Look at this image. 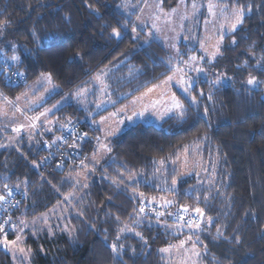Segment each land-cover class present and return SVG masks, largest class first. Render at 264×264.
<instances>
[{"label":"trees","instance_id":"16d2710c","mask_svg":"<svg viewBox=\"0 0 264 264\" xmlns=\"http://www.w3.org/2000/svg\"><path fill=\"white\" fill-rule=\"evenodd\" d=\"M127 1L132 7H140L145 0H0V20L8 21L0 31L2 91L16 97L42 74H50L59 86L46 102L53 104L84 86L93 73L113 66L108 83L113 94L121 97L119 105L163 80L172 73L167 63L169 52L158 41H146L144 31L132 33L137 13L122 9ZM177 2L161 0L165 8ZM221 3L229 9L243 5L246 10L243 24L226 35L221 54L209 62L213 70L224 72L231 80L215 87L201 80L193 89L197 103L186 102L183 117L172 115L159 126L138 122L112 137L109 156L96 165L88 189L78 200L83 215L71 216L74 232L50 234L37 228L24 232L34 264H168L160 249L189 235L203 249L204 264H264V68L257 66L259 54L264 55V0ZM249 5L251 12H247ZM124 24L127 28L122 27ZM113 28L120 30L119 38L112 35ZM4 53H15L20 60H5ZM15 73H22L23 81L13 80ZM250 76L262 83L247 85ZM200 89L205 95L199 94ZM209 92L211 100L207 98ZM89 109L67 103L55 115L68 127L55 124L50 131L37 132L33 140L25 137L20 146L0 150V195L6 194L7 184L20 201L10 213L13 221L33 220L57 205L76 187L69 174L82 168L81 161L92 169L90 157L101 135L93 121L111 107L92 117ZM78 123L86 129L87 137L68 150L62 166L45 171L37 167L46 153L45 139L55 140ZM196 142H202L207 153L219 158L218 177L214 176L212 183L177 178L174 168L161 181L156 162L163 159L166 164ZM130 174L136 175L138 182L128 184L125 179L127 188L112 182ZM173 178L178 186L176 191H169ZM193 186H197L200 201L186 194ZM133 188L144 194L143 199L133 197ZM153 197L156 202H151ZM161 197L174 203L165 207ZM142 204L147 205L149 217L137 224L134 210L138 212ZM154 205L165 212L160 221L151 212ZM181 205L189 206V214L196 207L202 208L206 217H212V224L205 222L201 230L178 229L175 213ZM125 227L133 231L121 233ZM218 228L222 235H217ZM114 242L118 247L123 245L119 254L111 249ZM0 264H15L2 247Z\"/></svg>","mask_w":264,"mask_h":264},{"label":"rangeland","instance_id":"374dc122","mask_svg":"<svg viewBox=\"0 0 264 264\" xmlns=\"http://www.w3.org/2000/svg\"><path fill=\"white\" fill-rule=\"evenodd\" d=\"M193 4L196 5L195 9H193ZM209 4L220 7L224 6L221 3V0H178L175 6L171 8H165L162 5L161 0H145L144 4L141 5L140 8L132 7L130 1H127L123 4L122 9L126 12H130L132 9H134L133 11H136V32H138V30L144 31L146 33V41L155 40L161 43L163 47L169 52L170 58H172V62L175 65L177 59L188 60L190 56L199 57L205 55L200 46L201 42H203L205 44V47H208L209 51H211L212 45H215L217 40L219 39V36L217 35L218 26L224 23V19L219 14L213 16L212 12H209ZM125 5H127V7H125ZM161 8L163 9V11L160 10ZM173 9H176L174 13L172 12ZM213 12L219 13L218 7H214ZM225 15L230 17L231 9H229V11L225 13ZM137 17H140V20L144 23L141 24L140 21L137 20ZM154 23L156 24V28L152 27ZM149 32L152 33L151 37L148 35ZM226 35L224 36L223 41L220 43V54L225 44L224 41ZM177 49L179 50V56H177ZM220 54H218L217 56H219ZM14 55L16 54L13 53L11 55H7L4 53L3 58H5V60L7 59L8 61L13 62L11 60V57ZM259 56L261 60H264V55L262 53H260ZM209 60L210 58L208 56H205V60L200 62L199 65L206 69L205 73L197 74L195 72H190L186 74L192 76L197 81L196 84H198L201 80L214 81L218 75L222 77L221 83H227L229 80H231V78L227 77L224 72L221 73L219 71L213 70L211 64L209 65ZM261 60L259 61L257 66L259 68H264V64ZM213 61L214 60H212V62ZM121 63H119V65ZM181 67H183V65H181ZM113 69V66H108L97 71L96 73H93L88 78L89 82L87 81L88 83L86 82L87 84H85L83 87H78L77 89L67 92L59 101L60 104L58 107L59 109L61 108V106L67 103H74L78 107L90 108L89 117H92L95 114H99L101 111H104L108 107H111V109L107 111V113L105 112L106 114H102L103 116L101 115L100 118L98 117L99 119H97V121L101 125L102 130L100 143L108 144L110 148L112 147V137L118 135L125 129H128L138 122L159 126L168 117L172 115H178L176 110H173L172 112L167 111V109L171 106L170 97L173 93H175L176 97L181 101V103L185 105V108L187 107V103H192L189 96L181 91L179 85L172 84L169 86L163 84V81H165L169 75L173 74L170 73L162 81L154 84L160 85V87L155 88L154 91L148 92L149 88H153L154 85H152L138 95L130 98L122 104L117 105L118 100L121 97L118 99L119 96H115L113 94V90L109 87L108 83V75L112 72ZM43 75L46 76L48 74ZM97 76H100L99 80L96 79ZM41 78L42 75L37 81L41 80ZM37 81L31 84L28 90L17 96L16 99H10L9 96H7L0 88V128L3 129V131L0 133L6 136L5 139L0 140V147H2L3 145L16 147L17 142L13 141L18 140L19 137H21L22 139V135L25 136V134H27L30 140H33L37 132L43 131L41 130L43 129L42 127H44L45 130H51L55 126V124H59L60 127L64 125L65 122H59L56 115L54 116L55 118L52 116L53 119L47 120L51 121V124L43 122V118L45 117H40V119L35 122L32 121L33 117L39 116V113L34 115V113L32 112L33 109L36 108L35 113H37V111L41 109L40 105H42L43 102L47 100L48 96L55 93L59 89V86L52 80V78L51 84L44 83L43 87H40L37 84ZM85 88L87 89V91L81 96L75 95L80 89ZM36 90H39V92H37ZM41 97H43V99H41ZM157 101H159V103H156ZM97 105H99V107ZM52 108L53 105L46 109ZM58 109H53V111L50 113H53ZM121 109H124V111H121ZM29 111H31V113H29ZM50 113L46 114V118ZM133 113L137 114L133 115ZM140 113H142V115ZM101 117L105 118L103 122H100ZM129 117H131V119H129ZM16 125H24L25 127H23L22 131L17 133L15 131V129L17 128ZM110 130L113 131L114 134L106 136V133ZM20 145L18 144V146ZM186 148L187 151H185ZM110 152L104 151L98 145L94 153H96V158L99 160V164L107 156H109ZM91 156H93V153L91 154ZM185 159L187 160V167H185L184 164ZM174 161L175 163H173ZM85 165L86 167L69 174V178L73 180L76 187L69 194L64 195L61 201L57 203V205H55L52 209L40 215H47L48 220L47 224H45L43 221L38 220L36 226L37 229H40V231L43 232L54 234L56 231H64V225H68L71 233L74 232L73 226L71 224V216L75 213H80L78 200L82 196L81 194L88 189V185L91 180V176L89 174L90 166L88 167L87 164ZM218 166L219 158L213 157L209 153H207L202 142H196L192 145H188L181 151H179L177 155L172 157L168 163L164 165L158 164V167L163 169L160 176L161 181L162 177L165 176L166 173H170L172 170L176 169V172H178L177 178L192 177L194 179H198L199 182L205 181L208 183L213 182L212 179L214 178V176L218 177ZM96 170L97 166L95 167V171L91 172V175L95 174ZM77 181H80V183H77ZM82 184H86L87 187H82ZM70 194L73 198L70 200H66V198ZM24 195L25 197H28V192L26 189H24ZM190 212L192 213L191 210ZM40 216L34 219H37ZM27 230L29 229H25V231ZM5 231L7 232L9 240L15 239V234L12 229L6 226ZM10 233L13 234V237L9 236ZM188 237L189 236H184L180 240H176L168 245H165L161 249L168 247L169 245H178L181 240H187ZM193 241H195V239L193 238L192 240L188 241V243L185 245V249L190 248ZM22 246L28 249L25 243ZM0 247L4 248L3 246ZM196 248L201 253L199 257L193 256L190 251L181 250L177 252L176 249H173L170 253L162 252V254L165 255L168 264H181V262L184 260H188L189 264H191V261H195L196 264H204L201 257L203 249L199 247L197 243ZM7 251L13 257V253L10 250ZM13 260L15 264H34L32 262L31 252L26 260H21L19 253L15 254V259L13 258Z\"/></svg>","mask_w":264,"mask_h":264},{"label":"snow or ice","instance_id":"6c2138e0","mask_svg":"<svg viewBox=\"0 0 264 264\" xmlns=\"http://www.w3.org/2000/svg\"><path fill=\"white\" fill-rule=\"evenodd\" d=\"M125 7H127V5H125ZM214 7H218L219 9V13L217 12H213V8ZM229 5L225 4L224 6L220 7V6H215L212 4L208 5V9L209 12H212L213 16H216L217 14H219L223 19H224V23L220 24L218 26V33L217 35L219 36V39L217 40L215 45H212V50L209 51L208 47H205V44L203 42H201V49L203 50V52L205 53V55L203 56H190L188 58V60H181V59H177L176 64L174 65L172 62V58H170L167 63L170 66V69L172 71V75H169L167 77V79L165 81H163L164 85H172V84H177L180 86V89L182 92L186 93L192 104H196L197 103V98L196 95H193V89L196 87V83L197 81L192 77L187 75L186 73H190V72H195L197 74L199 73H205L206 69H204L203 67L199 66L200 62L205 60V56H208L210 58L209 62H211L212 60H215V58L217 57L218 54H220V43L223 41L224 36L226 34H231L237 31L238 27L241 26L244 22V18L246 15V10L245 7L243 5H239V6H231V16H227L225 15V13H227L229 11ZM196 8V5L193 4V9ZM161 11H163V9H160ZM176 11V9H173L172 12L174 13ZM252 11V6L249 5L247 7V12H251ZM158 19V17H157ZM137 20L140 21L141 24H143L144 22L140 20V17H137ZM8 21L7 20H0V31H2L6 25H7ZM207 23V22H205ZM122 27L127 28V24L122 25ZM153 28H156V24L154 23L152 25ZM132 33H136V27L133 26L131 29ZM33 35H35V33H33ZM112 35L116 38H119L121 36V32L118 28H113L112 29ZM148 35L151 37L152 33L149 32ZM39 39V38H38ZM232 43L235 44L236 41L233 38ZM174 47V45H173ZM177 56H179V50L177 49ZM12 61H19L20 57L19 56H12L11 57ZM181 65H183V67H181ZM17 75H22V73H17ZM97 80L100 79V76L96 77ZM222 82V77L221 76H217V78L214 81H209V83L215 87L219 84H221ZM44 83H48L51 84V75L48 74L46 76H44L42 74V78L41 80L37 81V84L40 87H43ZM260 83H262L261 81H258L256 77L254 76H250L248 78V80L246 81V84L249 86H258ZM160 87V85H154L153 88H149L148 92H152L155 90V88ZM87 91V89H80L75 95L77 96H81L83 93H85ZM199 94L201 96L205 95L203 89H200ZM207 98L209 100L212 99V93L209 92L207 94ZM19 99V98H17ZM41 99H43V97H41ZM170 102H171V106L167 109L168 112H172L173 110H176L177 114L180 117H183L185 115L186 112V108L185 105L183 103H181V101L176 97L175 93H173L170 97ZM156 103H159V101H157ZM60 102H58L57 105H53L52 109H46L45 112H41L39 114V116L37 117H33L32 121H38L40 119V117H45L46 118V114L50 113L53 111V109H58ZM99 107V105H97ZM121 111H124V109H121ZM208 108L205 107L204 108V114L207 115L208 113ZM137 113H133V115H136ZM142 115V113H140ZM115 115V114H113ZM129 119H131V117H129ZM105 120L104 117H101V121L103 122ZM46 123L51 124V121H47V119H45ZM69 125L71 124V120H69ZM93 123H97L96 121H93ZM32 126V125H30ZM25 127L24 125H21L20 127L16 128L15 131L17 133H19L21 131V129ZM62 128H66L68 127V125H62ZM69 132L72 131L71 128H68ZM114 132L113 131H109L106 133L107 135H113ZM261 134H264V131H262ZM87 137V133H84L78 137H76L77 140H84ZM97 144L99 145V147L101 149H103L106 152H110L111 148L108 146V144H101L100 143V138L97 137ZM56 142H63V143H67V140L64 136H58L56 137L55 141L53 143ZM49 147H51V145H49ZM70 147L75 148L76 144L74 143L73 145H71ZM185 151H187V148L185 149ZM179 159V158H178ZM91 162L95 165V164H99V160L96 158V153H93V156L91 157ZM35 164V162H33ZM156 163H158L159 165H164L165 161L163 159L157 161ZM175 163V161L173 162ZM185 167H187V160L185 159L184 161ZM37 167L39 165H36ZM80 166L82 168L86 167V165L84 164V161H81ZM95 168L93 167L92 169L89 170V174H91V172H94ZM163 171L162 168H157L156 169V173H161ZM86 179V178H85ZM125 179L127 180L128 184H134L138 182V177L136 175H127L124 179H118V180H114L112 181L114 184L117 185V187H120L121 185H124L125 188H127V185H125ZM77 183H80V181H77ZM164 183L167 185L168 181L167 178L165 177L164 179ZM82 187H87L86 184H82ZM177 180L175 178L172 179L171 181V185L168 187L169 191H176L177 189ZM17 188H19L20 186L17 185ZM4 188L7 190L5 195H0V211L4 210V206L6 205L8 208H16L19 207L20 205V201H16L13 199V195H14V191L12 188H9L7 184L4 185ZM196 188L197 186H193L191 189L188 190V193L186 194H193L196 198L197 201H200V196L196 194ZM132 195L134 198L137 199H143L144 194L143 193H138L136 191L135 188L131 189ZM219 194V193H218ZM26 195V193H25ZM72 195L70 194L66 200H70L72 199ZM156 197L152 198L151 202H156ZM161 203L163 204V206L167 207L170 206L174 203V200H168V199H164L163 197L160 198ZM204 201H208V196L204 197ZM146 204H142L139 209L138 212L136 210H134V214H136L138 216V219L136 221L137 224H142L144 223V219L149 217V213L146 212ZM151 212L155 214L156 220L160 221L161 217L165 216V212L162 211H157L155 208L151 209ZM179 212L181 214H178L176 216L177 219V228L182 230L184 227H187L188 229L192 230V229H196V230H201L202 224H204L206 222L207 225H211L213 222L212 217L208 216L206 217L204 210L200 207H196L194 209H192V213L190 215V218H188L187 220H185V215L189 213V206L187 205H181L179 207ZM78 215H83L82 213H78ZM167 215L171 216V213H168ZM68 218V217H65ZM59 219V217H58ZM117 220H119V218H116ZM39 221H43L45 224H47V220H48V216L47 215H42L37 219H33L31 221L25 220V219H18V221H13L11 215L9 214L7 216V218L2 219V221H0V246H3L5 248V250H10L13 253V258L15 259V254L19 253L20 254V259L21 260H26L28 255L30 254L31 250L30 249H26L25 247H23L22 245L25 243L26 237L24 236V232L25 229H30V230H35L37 223ZM148 223L151 224V220L148 219ZM6 226L10 229L13 230L14 234H15V239L13 240H9L8 239V235L7 232L5 231ZM164 227L167 228L169 227V225L164 224ZM64 231H68L71 234V230L69 228L68 225H64L63 227ZM121 233L126 232V231H133V229L130 228H121L119 230ZM137 236H141V238L143 239V236L141 233L137 232L136 233ZM217 235H222V233L220 232V229H217ZM120 239V236H117V240ZM198 239V238H197ZM192 240V236L189 235L187 240H181L179 242L178 245H169L168 247H165L163 249H160L161 252L164 253H170L173 249H176L177 252L181 251V250H186V251H190L192 253L193 256L195 257H199L200 256V251L196 248V241L192 242V245L190 248L185 249V245L188 243V241ZM111 249L113 252L119 254V252L123 249V245H117V243H112L111 244ZM205 250H206V246H205ZM181 264H189L188 260H184L181 262ZM191 264H196L195 261H191Z\"/></svg>","mask_w":264,"mask_h":264},{"label":"built area","instance_id":"2783aa9c","mask_svg":"<svg viewBox=\"0 0 264 264\" xmlns=\"http://www.w3.org/2000/svg\"><path fill=\"white\" fill-rule=\"evenodd\" d=\"M13 80L20 82V81H23V77L20 75H17L15 73L13 76ZM69 128H71L72 131L69 132V130H67L66 133L62 135L67 140L66 144L63 142L53 143L55 140L45 139L43 150H45L46 153H45L44 157L42 159H40V161H39V166L41 167V169L43 171H45V170H57L58 168H60L62 166V164L65 162L68 150L73 149V147H70V146L73 145L74 143L77 144L80 141V140H77L76 137L86 133V129H84L82 127V125L79 123L76 125H71ZM49 145H51V147H49ZM78 160L79 159H77V161ZM13 199L18 201L16 198H14V196H13ZM152 208H155L157 211L161 210V206H159V205H154L151 207V209ZM13 210H14V208H8L5 205L4 210L0 211V221H2V219L7 218V216ZM178 214H181V213L179 211H177L175 213V217ZM189 217H190L189 213L185 215V219H188Z\"/></svg>","mask_w":264,"mask_h":264},{"label":"crops","instance_id":"0c3cea01","mask_svg":"<svg viewBox=\"0 0 264 264\" xmlns=\"http://www.w3.org/2000/svg\"><path fill=\"white\" fill-rule=\"evenodd\" d=\"M143 4H144V2H143ZM142 4V5H143ZM140 8V7H139ZM134 10V9H133ZM88 81V80H87ZM162 81V80H161ZM89 82V81H88ZM87 82V83H88ZM87 83H85V84H87ZM159 83V82H158ZM83 87V86H82ZM37 92H39V90H36ZM58 91V90H57ZM56 91V92H57ZM22 94V93H21ZM21 94H19V95H21ZM54 94V93H53ZM53 94H51L50 96H48V98H50ZM19 95H17V96H19ZM16 96V97H17ZM16 97H9L10 99H16ZM47 98V99H48ZM61 99H59L57 102H55V103H53V104H46V102H47V100L45 101V102H43V104L42 105H40V110H38L37 111V113H35L36 112V108L35 109H33V113H34V115L35 114H40L41 112H45V110H46V108H48V107H50V106H52V105H54V104H58V102L60 101ZM62 107V106H61ZM85 108V107H84ZM60 109V108H59ZM58 109V110H59ZM58 110H56V111H58ZM56 111H54L53 113H50L49 114V116L47 117V118H43V122H45V119H53V117L55 116V113H56ZM29 113H31V111H29ZM107 113V112H106ZM106 113H104V114H106ZM53 116V117H52ZM101 116V115H100ZM103 116V115H102ZM55 118V117H54ZM100 118V117H99ZM99 118H97V119H99ZM97 119H95L94 121H96L97 123H93L94 124V126L95 127H97L100 131H101V135H102V130H101V125H100V123L97 121ZM43 125V124H42ZM41 125V126H42ZM16 127L18 128V127H20L19 125H16ZM43 129H41V130H45L44 129V127H42ZM23 129V128H22ZM22 129H21V131H22ZM47 130H50V129H47ZM52 130V129H51ZM3 131V129L2 128H0V132H2ZM101 135H100V137H101ZM23 137H22V139H21V137H19V139L18 140H14L13 142H17L16 144H17V146H18V144H21V142L23 141V139L26 137V138H28V136H27V134H25V136L24 135H22ZM5 137L6 136H4L3 134H1L0 133V140H3V139H5ZM99 137V138H100ZM29 139V138H28ZM5 142V141H4ZM10 147H15V146H6V145H3L2 147H0V150L1 149H5V148H10ZM97 147H98V144H97ZM92 157V156H91ZM91 157H90V165H91V167L93 168V166H94V164L91 162ZM103 160V159H102ZM96 165H98V164H95V166Z\"/></svg>","mask_w":264,"mask_h":264}]
</instances>
